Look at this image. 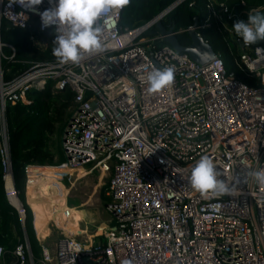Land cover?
<instances>
[{
	"label": "built area",
	"instance_id": "built-area-1",
	"mask_svg": "<svg viewBox=\"0 0 264 264\" xmlns=\"http://www.w3.org/2000/svg\"><path fill=\"white\" fill-rule=\"evenodd\" d=\"M9 2L0 0V34L35 30L29 41L44 52L43 36L55 38L53 27L42 30L38 14L51 6L48 0L36 11ZM216 7L209 8V16L225 30L251 13L234 15L224 3ZM121 11L100 16L105 47L77 64L57 57L18 62L15 49L0 40L2 182L20 222L25 212L13 184L5 116L8 105L27 103L30 90L51 86L53 95L65 90L74 95L62 135L64 166L85 174L111 170L105 193L109 219L99 234L88 235L85 229L77 240L51 221L48 229L60 235L52 249L42 244L49 236L40 239L33 228L38 261L23 235L12 264H264V184L253 175L264 172V48L244 44L232 29L237 64L260 82L251 88L228 74L217 56L200 66L187 54L159 48L155 24L168 13L142 27L122 29ZM206 27L208 20L198 23L196 34ZM152 29L156 36L142 38ZM169 66L174 69L171 85L149 92L147 73ZM202 156L212 160L232 195H201L191 188L188 176ZM34 167L24 171V204ZM68 211L62 212L65 218ZM0 264H5L1 246Z\"/></svg>",
	"mask_w": 264,
	"mask_h": 264
},
{
	"label": "trees",
	"instance_id": "trees-1",
	"mask_svg": "<svg viewBox=\"0 0 264 264\" xmlns=\"http://www.w3.org/2000/svg\"><path fill=\"white\" fill-rule=\"evenodd\" d=\"M177 1L129 0L128 4L122 7L119 27L122 29L142 27ZM219 3L226 4L234 15L243 12L264 13V0H184L164 17L161 24L166 30L174 28L173 31H186L193 24L194 17L198 18V23L208 20V27L200 30L199 36L212 48L228 74H232L237 81L248 87L257 88L260 86L259 79L249 75L237 64V55L233 52L234 46L226 30L218 19L209 16V8L216 9V4ZM5 25L6 23H3V26ZM30 33L35 34L36 31L9 29L1 32L0 40L3 44L15 49V60L18 62H42L54 59L52 49L55 47L53 43L55 38H49L45 34L43 37H47L45 39L47 48L44 52H39L29 41ZM156 35V30L152 29L145 32L142 38ZM176 37L181 46L189 45L190 41L186 32ZM162 46L164 44L161 43L159 48ZM252 46L264 48V41ZM52 91L51 86L41 91L30 90L26 94V104L17 103L8 105L6 108L5 123L11 173L25 218L22 226L17 212L6 201L0 162V246L3 249L5 264H12V251L22 243L23 235L26 237L34 261L37 262L40 257V246L35 238L32 217L29 208L24 204L25 168L28 166L52 167L58 161L66 162L61 145L59 144V150L56 149L53 136L59 126L67 125L74 95L68 90L57 95H53ZM108 181L103 189L105 191H102L105 205L108 203L105 197Z\"/></svg>",
	"mask_w": 264,
	"mask_h": 264
},
{
	"label": "clouds",
	"instance_id": "clouds-1",
	"mask_svg": "<svg viewBox=\"0 0 264 264\" xmlns=\"http://www.w3.org/2000/svg\"><path fill=\"white\" fill-rule=\"evenodd\" d=\"M43 0H10L27 11H36ZM48 9L39 12L41 28L53 27L55 47L53 55L62 63L77 64L85 54L95 53L105 47L101 42V28L97 20L103 13L126 6L129 0H48ZM235 35L246 45L264 41V13L247 15V20L236 21L232 25ZM174 69L169 66L153 69L147 73L149 92H157L171 85ZM218 171L207 156H202L192 167L188 176L191 188L201 195H232L233 189L218 179ZM255 179L264 184V172L253 173Z\"/></svg>",
	"mask_w": 264,
	"mask_h": 264
},
{
	"label": "bare ground",
	"instance_id": "bare-ground-1",
	"mask_svg": "<svg viewBox=\"0 0 264 264\" xmlns=\"http://www.w3.org/2000/svg\"><path fill=\"white\" fill-rule=\"evenodd\" d=\"M99 161L96 160V162ZM60 170H64L65 173L70 175L74 172L63 169V167L60 169L47 167L29 169L27 201L25 204L29 206L32 212V225L40 239H45L49 235L48 224L51 221L55 224L54 228L64 234L81 236L84 231L79 228V224L91 225L95 222L96 217L98 218L96 211H76L72 208H69L68 217L65 218L62 212L68 209V206L65 205L63 194L76 189H74V183L64 187L58 182V180L63 179V177H60ZM85 175L87 174L78 170L76 180L83 178ZM103 228L102 226L98 229V234Z\"/></svg>",
	"mask_w": 264,
	"mask_h": 264
},
{
	"label": "rangeland",
	"instance_id": "rangeland-1",
	"mask_svg": "<svg viewBox=\"0 0 264 264\" xmlns=\"http://www.w3.org/2000/svg\"><path fill=\"white\" fill-rule=\"evenodd\" d=\"M244 20H247L246 18H242ZM226 32L228 36L232 33V28L226 27ZM233 48V52H234ZM63 126H59L53 136L54 142H55V147L58 149L59 144L61 145L62 143V135L64 132ZM59 150V149H58ZM59 162V161H58ZM56 162L55 166L52 167H47V168H57L60 169L63 167V169L74 171L72 175L65 173L64 170H60L59 174L60 177H63V179L58 180V182L66 187L70 183H74V189L73 191L64 193L63 196L65 197V202L68 208H72L73 210L76 211H96L98 213V218L96 217V220L93 224H79V228L84 231L87 229V234H95L98 233V229L103 226L104 223L109 219V216L106 214L105 210V203L102 197V191L107 185V181L110 178L111 175V170H107L104 174L100 173L99 170H94L91 173H88L87 175L83 176V178L76 180L77 179V174L78 170H81L78 167L71 168L72 166H64V163H58ZM84 173V172H83ZM76 181V182H75ZM74 204V205H73ZM100 210V211H99ZM30 214L32 217V212L31 210ZM101 213V214H100ZM31 223H32V218H31ZM33 227V226H32ZM95 230V231H94ZM49 237L42 242L44 246H46L49 249H52L54 243L57 241V239L60 238V235L55 232L54 230H51L49 228ZM84 238V235L77 236V240H82Z\"/></svg>",
	"mask_w": 264,
	"mask_h": 264
},
{
	"label": "water",
	"instance_id": "water-1",
	"mask_svg": "<svg viewBox=\"0 0 264 264\" xmlns=\"http://www.w3.org/2000/svg\"><path fill=\"white\" fill-rule=\"evenodd\" d=\"M184 0H178L167 9L164 10L165 13L172 11L177 5H179ZM198 26V18H193V24L187 29V36L189 38L188 46H181L177 37L172 35L174 28L166 30L161 22L155 24V29L157 30L159 36L161 37V42L164 44L165 50H172L175 53L187 54L194 64L203 66L208 62L216 58L215 52L212 48L203 41V39L198 36L195 29ZM23 226L24 220H21Z\"/></svg>",
	"mask_w": 264,
	"mask_h": 264
}]
</instances>
